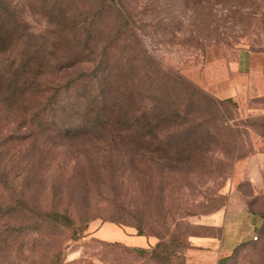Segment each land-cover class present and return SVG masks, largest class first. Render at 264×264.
I'll use <instances>...</instances> for the list:
<instances>
[{"label": "rangeland", "instance_id": "374dc122", "mask_svg": "<svg viewBox=\"0 0 264 264\" xmlns=\"http://www.w3.org/2000/svg\"><path fill=\"white\" fill-rule=\"evenodd\" d=\"M0 2L16 28L12 55L40 46L52 54L48 91L31 105L58 90L54 125L86 134L39 130L34 109L0 98V264H264V183L250 182L245 165L262 146L264 119L192 79L207 60L262 47L264 0ZM86 18L96 35L88 48L108 63L97 72L73 65ZM147 64L170 72L154 78ZM223 215L261 225L228 253L198 244L220 237ZM112 229L140 231L176 254L124 246Z\"/></svg>", "mask_w": 264, "mask_h": 264}, {"label": "trees", "instance_id": "16d2710c", "mask_svg": "<svg viewBox=\"0 0 264 264\" xmlns=\"http://www.w3.org/2000/svg\"><path fill=\"white\" fill-rule=\"evenodd\" d=\"M114 4V0H104ZM2 2H0L1 4ZM2 5V4H1ZM6 14L4 15V10L0 9V98L3 102H9L8 107H13L17 111L29 112L35 111V115L31 118V122H33L34 127L39 130L47 131L51 130L49 127H54L58 134H62L61 137H69L71 139H77L79 136L86 135L83 130L80 129V125L75 126H66L65 125H54L56 120H59L58 113V103L56 102L57 95L59 96L58 90L54 91L52 94V98L49 100H45L42 107H40L39 103L36 106H32L31 104L36 101H40L44 93H47V88H43L44 86L41 84V80L45 76V71L47 65L50 64V57H52L51 52L45 51L42 46L36 47H25L22 51L17 53H13L12 55V46L16 42V28L12 23L7 22L5 20ZM94 19L86 18L84 20V27H86L85 36L80 40V44L82 43V52H78L74 58L75 64L73 65H88V64H80V63H89L96 64L94 66V71L103 66H107V62L104 63L103 55L104 53H96L95 47L88 48L90 43H92L93 38H96L94 35V30L91 31L90 28L93 29ZM96 46V43H94ZM12 55V56H11ZM148 59L150 62L152 59L144 55L143 60ZM147 61V60H146ZM153 61V60H152ZM155 61V60H154ZM72 65V64H71ZM153 71H151V75L154 78L158 77V75H165L170 71L164 69L160 64H147ZM104 69V68H103ZM173 75V74H172ZM175 80L179 79L177 75L173 76ZM83 73L77 74L74 79L69 81V83L76 84L80 80H83ZM68 81V80H67ZM56 92V93H55ZM103 92V91H102ZM56 94V95H55ZM104 93L97 95L95 98L97 99V105L103 106L106 109V101L103 96ZM94 98V99H95ZM91 99V102H87L84 106L86 115H90L94 108L97 105H94V100ZM42 112V113H41ZM47 112V113H46ZM52 114V115H51ZM48 115L51 118V124H43V120H45V116ZM64 126V128H62ZM98 126L92 125V127H88L89 130L93 131ZM137 235L144 236L140 231H138ZM139 254L147 253L143 249H138ZM152 252L158 256L160 255H175L176 252L172 249H169V246L164 243V241L157 242L152 249Z\"/></svg>", "mask_w": 264, "mask_h": 264}, {"label": "crops", "instance_id": "0c3cea01", "mask_svg": "<svg viewBox=\"0 0 264 264\" xmlns=\"http://www.w3.org/2000/svg\"><path fill=\"white\" fill-rule=\"evenodd\" d=\"M199 68L193 82L218 100H232L241 109L261 116L264 119V38L260 49H239L233 54L221 55L207 60ZM247 175L254 184L264 183V137L262 146L246 160ZM229 210L247 213L242 204L229 205ZM235 210V211H234ZM260 221H252L250 217L244 218L243 226L233 224V219L223 215L220 224L221 234L218 239L204 238L198 244L206 248L216 246L228 253L229 248L248 240L250 233L260 226ZM113 230V229H112ZM113 230L118 233L116 242L131 248L153 247L157 241L153 238L139 236L133 231ZM197 243V242H196Z\"/></svg>", "mask_w": 264, "mask_h": 264}, {"label": "built area", "instance_id": "2783aa9c", "mask_svg": "<svg viewBox=\"0 0 264 264\" xmlns=\"http://www.w3.org/2000/svg\"><path fill=\"white\" fill-rule=\"evenodd\" d=\"M256 240H257V236H253L252 241H256Z\"/></svg>", "mask_w": 264, "mask_h": 264}]
</instances>
